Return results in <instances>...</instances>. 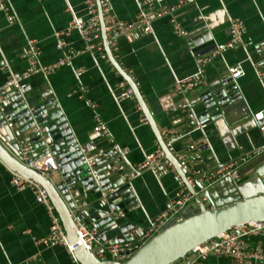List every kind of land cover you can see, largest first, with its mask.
Returning a JSON list of instances; mask_svg holds the SVG:
<instances>
[{
	"label": "crops",
	"instance_id": "crops-1",
	"mask_svg": "<svg viewBox=\"0 0 264 264\" xmlns=\"http://www.w3.org/2000/svg\"><path fill=\"white\" fill-rule=\"evenodd\" d=\"M7 2L15 19L9 23L5 11L0 8V87L11 75L20 74L28 66V39L38 41L42 64L63 57L65 49L56 47V33L70 20L65 0ZM70 2L83 14V0ZM176 2L110 0L113 14L125 21L135 20L140 7L162 8ZM176 16L188 36L175 35L168 18L162 17L153 21L151 32L138 27L120 35L112 55L135 81L160 132L172 128L181 134L173 143L172 153L177 157L187 155L186 168L190 174L208 173L220 165L238 163L243 154L264 145V133L260 130L264 121L257 123L253 117L264 108V83L257 75L264 50V0H192L177 9ZM231 17L239 18L244 24L243 44L224 50L207 64L205 85L214 83L219 75L228 71L229 65L241 62L244 74L236 82L242 98L227 106L203 128L196 129L195 124L191 126L182 115L184 109L178 108L182 95L174 91L173 84L192 74L200 57L230 40ZM201 34L209 40H203ZM63 38L80 52L69 64L47 75H31L26 81L29 94L36 98L48 94L57 100L84 151L112 148L111 139L119 146L123 172L129 176L141 204L137 215L129 214L136 224L134 234L140 237L149 219L169 206L179 183L167 160L161 162L157 171L136 169L145 156L156 149L158 139L149 123L141 121L144 113L138 108L137 99L117 98L118 83L128 84L127 81L111 61H105L96 51H81L84 41L77 31ZM3 64L7 65L6 69L1 68ZM202 90L203 87H198L187 92L182 103L198 101V92ZM198 107L201 105L193 106ZM96 117L106 123L109 136L95 129ZM10 178V168L0 159V264H75L64 246L36 242L49 232L48 209L36 201L30 189L15 188ZM263 190L264 185L258 177L243 175L236 181L225 176L213 182L210 194L214 203L219 204ZM83 202L89 208L97 206L95 196L88 195ZM196 210L193 199L173 218L188 216ZM245 240L250 248L264 251V235L250 233ZM185 260L181 259V263ZM194 264L233 263L226 257L209 255Z\"/></svg>",
	"mask_w": 264,
	"mask_h": 264
},
{
	"label": "water",
	"instance_id": "water-1",
	"mask_svg": "<svg viewBox=\"0 0 264 264\" xmlns=\"http://www.w3.org/2000/svg\"><path fill=\"white\" fill-rule=\"evenodd\" d=\"M97 5L105 51L111 63L132 88L147 122L165 152V158L173 164L188 190L194 195L197 210L185 217L171 218L160 231L123 261L99 258L98 255L103 252L102 246L87 250L77 243L75 220L89 224L95 222L101 232L109 234L110 242L139 238V235L134 234L133 229L136 224L131 220V216L139 213L141 204L133 191L129 177L124 176L123 169L117 168L121 164L120 152L111 148L97 152L84 151L54 97H48V94L43 95L42 98L32 97L27 85L21 90L2 87L0 88V159L11 170L31 178L46 190L65 230L68 243L73 245L72 252L78 262L81 264H175L189 254L193 246L206 242L220 232L236 228L249 221L264 220V190L216 204L210 194L213 186V183H209L211 180H199L201 173H196L193 174L194 186L187 183L186 175L190 174V170L183 168L178 157L165 147L160 130L156 127L155 120L146 107L135 81L114 59L107 45L99 3ZM201 37L203 40H209L206 35L201 34ZM191 41L193 42V38ZM263 56L264 50L262 58ZM198 87H203V90L198 92L199 100L193 103L187 102L182 112L191 126L204 118H208V121L212 120L227 106L242 98L236 80L228 71L219 75L214 83ZM184 95L181 96L178 108H183ZM198 104L201 107L193 108ZM6 113L10 117L11 125H8L4 117ZM255 121L260 123L264 121V117ZM184 131L185 128L182 129V132ZM22 149L33 158L51 153L55 157L57 171L43 175L27 167L19 161L22 157ZM237 166L229 176L231 179L237 181L243 175H248V177H258L264 185V145L259 150L243 154ZM212 171L205 174H210ZM88 195L95 196L97 206L89 208L81 205L82 200ZM119 211L123 215H120ZM188 263L189 259L181 264Z\"/></svg>",
	"mask_w": 264,
	"mask_h": 264
},
{
	"label": "built area",
	"instance_id": "built-area-1",
	"mask_svg": "<svg viewBox=\"0 0 264 264\" xmlns=\"http://www.w3.org/2000/svg\"><path fill=\"white\" fill-rule=\"evenodd\" d=\"M191 1L192 0H177L175 4L162 8H154L152 5L149 6L148 9L140 7L135 20L125 21L118 19L113 14L110 0H83V14H81L74 7L70 0H65L66 10L70 15V20L68 25L63 30L56 33L58 38L56 47L58 49L64 48L65 55L52 63L42 64L39 60L40 48L38 46V41L36 39H28L27 52L30 55L28 66L20 74L11 75L2 87H12L16 90H21L26 86V81L31 75L35 73L47 75L48 73L56 70L58 67L69 64L70 59L80 52L71 47L70 42L63 38L68 36L72 31H77L84 41V46L81 51H96L102 59L109 62L110 59L107 55V52L105 51L101 36V25L97 3H99L100 7V15L103 20L107 45L110 50L113 51L116 49V41L120 35L129 33L138 27H140L145 32H151L153 21L162 17L168 18L173 27L175 35L181 37L188 36V32L181 26L177 19L176 10L185 6ZM0 8L5 11L7 21L9 23L13 22L15 16L10 11L7 0H0ZM244 29V24L239 18L231 17L229 25L230 40L226 43L217 45L215 50L210 54L200 57L197 60V69L192 74L174 82V91L177 94L184 95L198 86L205 85V71L207 64L224 50L232 48L236 44H243L242 33L244 32ZM262 62V66L257 70V75L264 83V56L262 58ZM1 68L6 69L7 65L3 64ZM227 70L234 80H237L244 74L241 62H236L232 65H229ZM117 87L119 88L117 93L118 99L121 100L135 97L132 88L124 81L119 82ZM183 99L186 98L184 97ZM182 104L183 109H185L187 103ZM138 108H141L140 105H138ZM4 117L8 122V125H11L9 115L6 113ZM253 117L255 120H261L264 117V108L255 112ZM141 121L143 123H147L146 117L143 116ZM95 122V129L104 135L109 136L106 123L99 117H96ZM207 122L208 118L196 121L195 128L201 129L207 124ZM260 130L264 133L263 124L260 125ZM160 135L165 147L170 151L173 148L174 141L180 139L181 137V134L172 128L163 129L160 132ZM111 142V149L120 152L119 146L115 144L112 139ZM126 152L127 151L124 149V153ZM178 159L180 161V165L183 168H186L187 155H182L178 157ZM164 160H167L165 158V152L158 142L156 149L153 152L147 154L143 162L140 163L136 169L143 170L145 168H149L153 171H157L161 165V162ZM19 161L27 167L39 171L43 175H48V172L54 173L58 169L55 157L51 153H46L39 157L33 158L24 149H22V157L19 158ZM167 165L169 169L175 174L179 183V188L176 191L169 206L158 215L149 219L142 235L139 238L123 242H110V237L107 234L101 232L99 225L95 222L89 224L82 223L74 219L76 224L77 243L87 250H92L96 246H102L103 252L98 255L100 256L99 258L123 261L127 259L134 251H136L146 240L160 231L170 221V219L178 213L179 209L185 203L193 200L194 197V195L188 190L183 179L177 173L173 164L167 160ZM237 167V163L220 165L216 167L215 170L210 174L201 173L199 180H211L209 183H213L220 177L230 176L232 172L237 169ZM117 168L123 169L121 164L117 166ZM10 172V183L15 188L30 189L34 193L36 201L44 204L48 209L50 216L49 232L45 236L36 239V242L42 245H62L70 254L72 261L75 264H81L73 255V245L68 243L65 230L54 209V206L48 197L46 190L31 178L23 176L11 169ZM124 176L128 175L124 173ZM186 181L191 186H194L192 174L186 175ZM81 205L86 206V203L83 202ZM72 213L74 217V211H72ZM118 213L123 215L121 211ZM250 233H259L264 235V220L249 221L236 228L220 232L206 242L193 246L191 252L186 254L181 259H189L188 264H194L209 255H215L226 257L230 259L233 264H264V251L250 248L245 240V236ZM104 252L109 253V256H106ZM181 259L179 260L180 262L178 261L175 264H181Z\"/></svg>",
	"mask_w": 264,
	"mask_h": 264
},
{
	"label": "rangeland",
	"instance_id": "rangeland-1",
	"mask_svg": "<svg viewBox=\"0 0 264 264\" xmlns=\"http://www.w3.org/2000/svg\"><path fill=\"white\" fill-rule=\"evenodd\" d=\"M104 254H105L106 256H109V253H107V252H104Z\"/></svg>",
	"mask_w": 264,
	"mask_h": 264
}]
</instances>
